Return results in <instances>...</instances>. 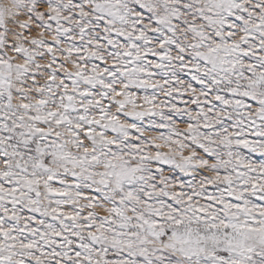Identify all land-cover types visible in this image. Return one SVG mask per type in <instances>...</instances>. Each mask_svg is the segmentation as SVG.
Instances as JSON below:
<instances>
[{"label":"snow or ice","instance_id":"1","mask_svg":"<svg viewBox=\"0 0 264 264\" xmlns=\"http://www.w3.org/2000/svg\"><path fill=\"white\" fill-rule=\"evenodd\" d=\"M0 264H264V0H0Z\"/></svg>","mask_w":264,"mask_h":264}]
</instances>
